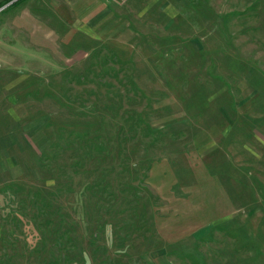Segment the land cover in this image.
Masks as SVG:
<instances>
[{"label":"rangeland","instance_id":"374dc122","mask_svg":"<svg viewBox=\"0 0 264 264\" xmlns=\"http://www.w3.org/2000/svg\"><path fill=\"white\" fill-rule=\"evenodd\" d=\"M119 3L146 30L149 71L110 43H81L71 0H0V176L5 161L18 169L0 178V264H264L259 141L252 180L225 182L229 219L187 235L199 209V190H189L199 180V77L166 75L195 61L192 38H230L235 46L207 42L201 55L231 49L264 70V3ZM143 8L154 11L149 24ZM235 87L237 99L249 95Z\"/></svg>","mask_w":264,"mask_h":264},{"label":"crops","instance_id":"0c3cea01","mask_svg":"<svg viewBox=\"0 0 264 264\" xmlns=\"http://www.w3.org/2000/svg\"><path fill=\"white\" fill-rule=\"evenodd\" d=\"M71 1L73 10L78 9L79 13L77 14H83L82 26L76 27L80 30V33L77 34L81 43L94 47L101 46L102 43H106V45L110 43L111 47L116 49V53L128 57L125 60L133 58L134 55L137 56L138 61L141 59L138 72H142L143 69L151 70L150 62L154 57L152 52L151 54H139L140 50L150 49L148 46L151 43L147 42V34L142 32L146 30L141 28L139 18L138 21L136 19L137 16L130 17L131 12H125L117 0ZM260 1L262 7L264 0ZM53 6H55V1H53ZM139 10L140 12L137 13L141 14L142 9ZM143 10L146 11L144 14L147 17L143 21L146 20V23L149 24L154 18L150 17V14H153L154 11L144 8ZM207 40L199 41V39L193 40V38L187 40L188 45H193L196 49L192 48L194 52H197L195 61L191 59L192 57L182 60L181 64L170 66L171 71L166 74L174 79L176 77H199V117L193 121L195 127L199 128L198 136L194 139L198 142L199 148V180L193 182L194 185H189V190H199L197 193L199 209L196 214L192 212L187 215V223H196L192 224L196 228L189 227L188 236L195 232L208 230L207 226L210 223L229 219L228 216L231 215H225L227 211L229 213V208L227 209L226 206H234L235 202L232 193L233 187L228 186L229 190L225 182L226 180L236 182L238 174L246 175L249 181L252 180L250 174L253 169L250 164L253 162V158L257 157H252V149L255 148L252 143L255 141L260 142V148L263 151L259 157L260 167L264 166V135H262L264 134V70L261 69V60L259 59L260 66L257 67L256 58L253 64L250 55L236 56V53L231 49H227V54L217 51L216 58L212 54L201 55L205 49H210L205 47L207 42H210V45L217 43L224 46H235L230 38H220L218 42ZM93 48H89L91 53ZM257 68H260L259 72H257ZM258 77L261 80L258 85L260 88L257 90L255 85ZM237 78H239L238 83L232 82L231 79ZM240 79L243 80L242 83ZM235 86L239 88V92L248 93L247 90H249V95H244V97L240 95L237 99L233 92L236 91ZM229 89L231 96L227 97L226 91ZM261 91H263L262 101L260 99ZM258 98L260 101L257 104L255 100ZM254 121L258 124L253 125ZM242 128L244 132H242ZM210 143L212 147L206 146ZM208 158L210 161L207 160ZM216 160H218V165L214 164ZM220 160L222 162H219ZM8 162L5 161L7 165L5 180H15L18 177V169L13 171ZM156 168L154 167L151 177L157 176ZM14 172L16 174L12 176ZM0 178L2 179V176ZM6 181L2 179L1 184ZM173 184L171 183L169 186L171 192H173Z\"/></svg>","mask_w":264,"mask_h":264},{"label":"built area","instance_id":"2783aa9c","mask_svg":"<svg viewBox=\"0 0 264 264\" xmlns=\"http://www.w3.org/2000/svg\"><path fill=\"white\" fill-rule=\"evenodd\" d=\"M117 1H123V0H117Z\"/></svg>","mask_w":264,"mask_h":264},{"label":"trees","instance_id":"16d2710c","mask_svg":"<svg viewBox=\"0 0 264 264\" xmlns=\"http://www.w3.org/2000/svg\"><path fill=\"white\" fill-rule=\"evenodd\" d=\"M20 1H24V0H19V2H20Z\"/></svg>","mask_w":264,"mask_h":264}]
</instances>
